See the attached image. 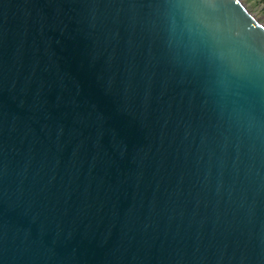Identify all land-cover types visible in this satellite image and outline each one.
Wrapping results in <instances>:
<instances>
[{
	"label": "water",
	"instance_id": "95a60500",
	"mask_svg": "<svg viewBox=\"0 0 264 264\" xmlns=\"http://www.w3.org/2000/svg\"><path fill=\"white\" fill-rule=\"evenodd\" d=\"M0 264H264L241 0H0Z\"/></svg>",
	"mask_w": 264,
	"mask_h": 264
},
{
	"label": "rangeland",
	"instance_id": "374dc122",
	"mask_svg": "<svg viewBox=\"0 0 264 264\" xmlns=\"http://www.w3.org/2000/svg\"><path fill=\"white\" fill-rule=\"evenodd\" d=\"M254 18L264 26V0H241Z\"/></svg>",
	"mask_w": 264,
	"mask_h": 264
},
{
	"label": "bare ground",
	"instance_id": "6f19581e",
	"mask_svg": "<svg viewBox=\"0 0 264 264\" xmlns=\"http://www.w3.org/2000/svg\"><path fill=\"white\" fill-rule=\"evenodd\" d=\"M254 17V16H253ZM262 25V24H261Z\"/></svg>",
	"mask_w": 264,
	"mask_h": 264
}]
</instances>
